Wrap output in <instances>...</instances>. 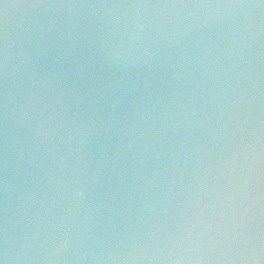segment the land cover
I'll return each instance as SVG.
<instances>
[{
    "label": "water",
    "instance_id": "95a60500",
    "mask_svg": "<svg viewBox=\"0 0 264 264\" xmlns=\"http://www.w3.org/2000/svg\"><path fill=\"white\" fill-rule=\"evenodd\" d=\"M258 232L264 0H0V259L239 264Z\"/></svg>",
    "mask_w": 264,
    "mask_h": 264
},
{
    "label": "clouds",
    "instance_id": "9594fccd",
    "mask_svg": "<svg viewBox=\"0 0 264 264\" xmlns=\"http://www.w3.org/2000/svg\"><path fill=\"white\" fill-rule=\"evenodd\" d=\"M85 194V188L83 186L79 187L75 191L76 197H83ZM253 239V243L250 244L248 248H246V254L237 257V261L239 264H264V235H261L259 232L255 235ZM68 241L62 240L60 241L58 247L64 248L67 246ZM7 256L5 255L4 259H0V264H6Z\"/></svg>",
    "mask_w": 264,
    "mask_h": 264
}]
</instances>
